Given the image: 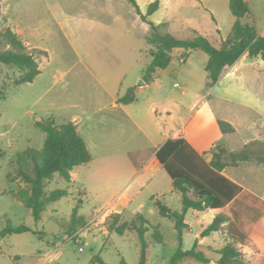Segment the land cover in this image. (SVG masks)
<instances>
[{"label": "rangeland", "instance_id": "374dc122", "mask_svg": "<svg viewBox=\"0 0 264 264\" xmlns=\"http://www.w3.org/2000/svg\"><path fill=\"white\" fill-rule=\"evenodd\" d=\"M154 1L137 0L144 14ZM247 1L251 12L242 21L264 35V0ZM148 19L162 34L187 38L195 29L216 47L230 37L236 21L229 0H160L159 9ZM7 28L17 33L28 51L40 48L47 53L37 54L41 73L33 82L19 85L21 71L0 62V149L4 151L0 231L9 220L32 228L0 241V264H92L96 254L105 264H122V260L139 264L140 236L136 231L124 235L112 231L114 213H120L119 224L142 213L150 227L145 235L146 264H171L180 244L178 231L175 221L159 212L156 200L178 211H183V201L171 177L153 161V152L170 132L180 134L177 129L209 153L225 148L224 160L229 163L230 152L248 148L252 158L228 165V173L264 199V161L255 159L264 156L261 56L244 53L210 86L209 55L192 50L184 61L185 50L176 48L171 63L146 82L144 71L157 48L151 39L155 30L128 0H0V31ZM8 47L0 38V50ZM129 88H134L136 100L117 103ZM48 119L58 125L75 122L92 159L72 171L71 182L54 176L47 190L66 188L68 194L49 204L36 220L32 209L12 194L28 185L11 179L15 173L11 161L17 152L43 148L47 133L36 122ZM219 120L230 122L235 131H222ZM80 200L79 214L87 224L72 233V213ZM230 208L245 233L249 221L262 216L247 199L238 198ZM211 219L203 212H186L191 230H185V248L193 247ZM154 227L163 235L162 243L154 239ZM225 243L223 228L202 238L199 249L212 259L210 264H216V250ZM256 243L264 251V244ZM239 249L245 260L253 259L247 247ZM181 264L205 263L186 258Z\"/></svg>", "mask_w": 264, "mask_h": 264}, {"label": "trees", "instance_id": "16d2710c", "mask_svg": "<svg viewBox=\"0 0 264 264\" xmlns=\"http://www.w3.org/2000/svg\"><path fill=\"white\" fill-rule=\"evenodd\" d=\"M128 1L136 7L142 19L148 21L155 30L151 39L157 44V48L152 52V60L144 71L146 82L153 81L157 70L164 69L171 63L172 52L176 48L185 50L182 55L184 61L189 58V53L192 50L201 49L209 55L206 70L210 86H214L218 82L227 66L234 65L246 52L251 56H261L264 60V35L259 34L253 24L242 21V18L251 12L247 0H229V8L236 17V21L230 37L223 41L221 47L214 46L205 35L195 29L192 30L193 35L187 38L178 37L170 32L160 33L159 26L148 19L159 9L160 0L152 2L145 14L142 13L137 0ZM0 38L9 46L7 49L0 50V62L14 65L21 71L16 84L33 82L41 73L37 54L47 53V51L40 48L28 51L24 41L11 28L0 31ZM135 100L134 88H129L124 96L118 98L117 103L129 104ZM36 124L47 133L44 146L41 149L29 148L17 152L11 161L15 173L10 177L12 180L21 179L28 185L27 188H21L12 194L32 209L36 220H40L49 204L68 194L66 188L48 191L47 186L50 181L56 174H59L60 177L71 182L72 171L79 165L89 163L92 154L75 122L69 121L58 125L54 120L48 119L38 120ZM219 125L224 132L235 131L234 126L225 120H219ZM247 149L230 152L232 158L230 163L224 160L225 148L219 146L218 152H213V159L207 161L185 137L168 138L156 150L157 159L173 180L174 188L181 193L183 200V211L173 210L161 200H156L159 212L163 216L171 217L175 221V228L178 231L180 244L171 258V264H181L186 258H194L205 264L211 262L206 253L199 249L200 237L196 238L193 247H184L185 230L189 229L186 212L190 209L199 212L209 209L214 215L212 222L203 230L202 237L225 229L226 243L222 248L216 250L219 254L216 264H264V252L256 243L258 241L264 244V199L223 173L225 167L230 164L237 165L239 161L250 160L252 157ZM3 155L4 151L0 149V157ZM255 159L260 162L264 161L263 156H255ZM237 197L252 201L256 205V209L262 213V217L253 225L250 233L242 231L227 211L228 205ZM81 203L82 200L79 201L72 213L70 222L72 233L87 224L85 216L79 214ZM118 218H121L120 213H114L110 229L120 235L129 231L138 232L142 244L139 264H146L148 243L145 235L150 229L147 226V219L142 213H137L133 220L119 224ZM138 220L141 221L140 224ZM31 230L32 228L26 224L15 226L9 220L7 226L0 231V241L9 234ZM153 237L157 242H163V235L158 227H154ZM239 246L247 247L254 253L251 261L243 258ZM97 263L105 264L100 254H96L92 259V264ZM122 264H127V262L122 260Z\"/></svg>", "mask_w": 264, "mask_h": 264}, {"label": "crops", "instance_id": "0c3cea01", "mask_svg": "<svg viewBox=\"0 0 264 264\" xmlns=\"http://www.w3.org/2000/svg\"><path fill=\"white\" fill-rule=\"evenodd\" d=\"M241 60V59H240ZM239 60V61H240ZM238 61V62H239ZM237 62V63H238ZM237 63H235L234 65H236ZM233 65V66H234ZM169 113H171L170 111H169ZM177 130H179V132H180V134H176L177 133V131L176 130H174L173 132H170L169 133V135H167V137H166V139H165V141L168 139V138H179V137H185V135L183 134V131L181 130V129H177ZM186 138V137H185ZM187 139V138H186ZM188 141H190L191 142V144L205 157V159L207 160V161H211L212 159H213V151H211L210 153L209 152H207L208 150H202V149H200L195 143H193L191 140H189V139H187ZM164 141V142H165ZM163 142V143H164ZM161 146V145H160ZM159 146V147H160ZM158 147V148H159ZM157 148V149H158ZM156 149V150H157ZM156 150L153 152L154 154V156H153V161H158L159 162V160L157 159V157H156ZM261 156H263V155H261ZM264 157V156H263ZM157 159V160H156ZM246 161H248V160H246ZM241 162H243V161H240V163ZM160 163V162H159ZM239 163V164H240ZM161 164V163H160ZM162 166V165H161ZM223 173L227 176V177H229L230 179H232L233 181H235V182H237L238 184H240L241 186H243L244 188H246V189H248V190H250L251 188H249L245 183H243V182H241L237 177H235V175L233 174H230V173H228V166H226L225 167V169L223 170ZM174 190H175V188H174ZM176 191V190H175ZM251 191V190H250ZM178 192V191H177ZM253 192V191H252ZM180 193V192H179ZM254 193V192H253ZM181 194V193H180ZM238 198H240V197H237V198H235L229 205H228V208H229V210H230V214L232 215V217H233V219H234V221L235 222H237L236 221V218L234 217V215L232 214V212H231V205H232V203H234ZM183 201V200H182ZM204 213V216H207V215H211V217H212V219H211V222H212V220H213V218H214V215L212 214V211L211 210H206V211H204L203 212ZM259 215H262V213H259ZM262 216H260L259 218H258V220L261 218ZM250 220V219H249ZM248 220V221H249ZM210 222V223H211ZM209 223V224H210ZM256 223V221L255 220H253L252 222L251 221H249V223L247 224V229H244V230H246V232L247 233H249L250 232V229H251V227L254 225ZM196 223L195 222H193V225H195ZM206 228V227H205ZM189 229L191 230V225L189 224ZM199 237V236H198ZM202 238H204V237H202L201 235H200V241H201V239ZM200 241H199V244H200ZM200 246H201V244H200ZM199 246V247H200ZM220 249V248H219ZM264 252V251H263ZM212 260V259H211Z\"/></svg>", "mask_w": 264, "mask_h": 264}, {"label": "water", "instance_id": "95a60500", "mask_svg": "<svg viewBox=\"0 0 264 264\" xmlns=\"http://www.w3.org/2000/svg\"><path fill=\"white\" fill-rule=\"evenodd\" d=\"M145 82L143 80H141V83L140 84H144Z\"/></svg>", "mask_w": 264, "mask_h": 264}]
</instances>
